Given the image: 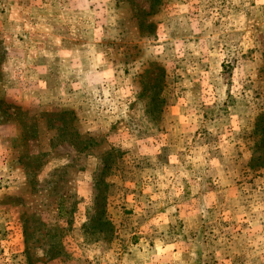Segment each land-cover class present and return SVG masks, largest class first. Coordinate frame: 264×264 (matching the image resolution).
Instances as JSON below:
<instances>
[{
  "label": "rangeland",
  "instance_id": "obj_1",
  "mask_svg": "<svg viewBox=\"0 0 264 264\" xmlns=\"http://www.w3.org/2000/svg\"><path fill=\"white\" fill-rule=\"evenodd\" d=\"M0 264H264V0H0Z\"/></svg>",
  "mask_w": 264,
  "mask_h": 264
}]
</instances>
